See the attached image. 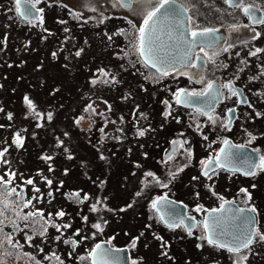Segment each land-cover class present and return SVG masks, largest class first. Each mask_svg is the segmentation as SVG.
I'll list each match as a JSON object with an SVG mask.
<instances>
[{"label":"rangeland","instance_id":"374dc122","mask_svg":"<svg viewBox=\"0 0 264 264\" xmlns=\"http://www.w3.org/2000/svg\"><path fill=\"white\" fill-rule=\"evenodd\" d=\"M103 2L39 0L41 16L26 21L14 10L16 0H0V177L11 180L6 188L19 193L9 197L0 185V209L5 202L9 205L0 217V264H61L57 254L66 259L65 264H89L86 248L89 245L91 249L98 238L128 246L127 264H264V241L255 235L264 234L263 181H258L254 191V241L238 253L207 242L203 212H189L197 223L186 230L183 224L165 225L152 207L160 192L189 202L208 192L213 195L204 189L206 180L197 172L207 145L202 138L187 144L184 152H193L190 166L180 173L172 172V164L180 156L168 161L167 154L171 144L180 142L186 113L175 104L169 115L164 113L181 85L172 82L168 86L163 81L153 85L144 82L138 71L118 67L113 53L118 39L112 29L104 32L94 24L83 27L67 12L81 9L83 18L90 20H94L92 12H117L114 5ZM212 2L216 1L205 5L206 11L212 9ZM150 4H142L139 11ZM261 30L259 43L264 26ZM262 51L254 59L264 63V46ZM257 71V78L264 82V69ZM251 97L252 105L243 108L259 111L257 118L247 121L255 139L240 136L264 153V99ZM195 129L192 124L191 130ZM17 135L22 144L16 143ZM171 136L174 139L170 142ZM28 179L34 183L27 184ZM212 180L218 190L215 195L228 193L224 184L234 188L236 184L231 182L239 181L222 174L210 177ZM233 194L238 201L249 203L242 193ZM27 201H31L28 207H22ZM93 206L96 211H92ZM60 211L65 215L58 216ZM30 212H42L43 219L39 215L21 219ZM97 223L102 231L93 227ZM58 237L75 238L66 245H55ZM37 238H46L37 240L45 247H36L34 252ZM89 261L93 263L91 255Z\"/></svg>","mask_w":264,"mask_h":264},{"label":"flooded vegetation","instance_id":"af4514ba","mask_svg":"<svg viewBox=\"0 0 264 264\" xmlns=\"http://www.w3.org/2000/svg\"><path fill=\"white\" fill-rule=\"evenodd\" d=\"M31 1L39 10H42L38 3L34 0ZM175 1L182 5L186 11V19L185 22L181 23V26L185 32L188 30V41L192 39L191 32L193 31L209 29L212 30L213 36L211 37L209 34L205 38L206 40L195 43L189 56L183 53L184 61L182 63L171 69H163L167 70L168 75H162L156 68L148 65L145 58L140 56L137 50L139 47V28L143 24L147 11L157 3V0H104V4L114 5L117 12L110 11L109 9L106 11L99 10L97 13L92 12L91 15L94 17V20L83 18L81 15L83 10L81 9H79L80 12L76 9L67 10V12L69 14L73 13L72 19L76 20L78 25L81 24L83 27L94 24L97 29H102L104 32H107L106 29L108 28L112 29V35L115 39H118V43L115 45L117 47L113 51L116 61L119 63L118 67L129 69L135 73L138 71L141 73L144 82L148 81L150 84L158 85L163 81L168 86L173 84L172 82H175L180 84L181 88L189 89L190 92H202L208 88L210 83H214L220 89L221 97L212 109L200 110L195 107L179 105L176 99H174V95H172L171 101L166 106L165 115H169V112L173 110V108H170L173 104L186 113L184 123L187 121V124L185 127H182V130L179 129L181 133L178 136L180 137V142L177 145L171 144L167 154L168 161L180 156L177 158L179 161L172 164L174 167L172 172L177 174L184 171L188 165L190 166L191 153L193 154V152H184L183 149L187 144H193L195 139L197 141L202 138V143L207 145L203 161L216 157L217 151L223 141L227 139H230L234 144L247 145L254 150H258L246 142L245 140L247 139L240 135L247 134V137H252L253 131L248 123L260 115L259 111L254 107H249V110L243 107L252 105L251 96L259 97L260 100L264 99V82H261L257 78V69L263 70L264 63L258 59H254L255 55L263 52L264 38L260 41L261 43H259V40L263 36L261 27L264 26V22L261 21H264V0H215L216 2H212V9L209 11H206L205 5H209L211 0ZM149 3H151L150 6L143 11H139L142 4H146L147 6ZM17 7L14 8L16 12ZM245 8H248L249 11L245 12ZM41 13L42 11H38L35 18H39ZM226 13L232 16L224 18L223 15ZM207 16L211 18L207 19ZM166 25L167 23H162L161 21L158 25L155 24L153 26L151 38L154 44L159 41L158 36L161 33L168 34L165 28ZM201 45L204 46L203 52L200 51ZM258 49L260 51H257ZM183 51L186 50L183 48ZM191 64H195L196 67H191ZM234 69L235 71L231 73ZM249 82H253L252 87L248 86ZM190 84H198L200 87L188 88L187 85ZM236 86L241 88L243 95L246 97L240 94L241 99H246L243 103L238 102V95L235 90ZM231 108L234 109L232 110ZM194 116L196 117L194 118ZM248 120L250 122L247 123ZM192 124L196 128L195 132L191 130ZM169 139L171 142L174 136L169 137ZM165 148L166 144L163 149ZM257 152V163H259V157L264 156V153H261L259 150ZM245 157L247 158V162L248 159L252 160L251 153H247ZM203 166L204 164L198 167L197 172H200L201 177L206 180L203 187L205 190L212 192V196L208 192L206 196L195 197L197 200L193 202L187 201L184 197L168 194V192H160L155 196L165 195L183 202L187 207L188 213H204L210 208L217 207L225 199H233L242 206L254 207L257 210V204L253 200L256 197L254 191L258 186V181L264 182V171L256 169L255 175H245L241 170H230L219 164L210 166L208 169L206 167L203 168ZM205 171H207L208 175H203ZM216 174H222L228 179L239 181L238 183L231 182L232 184H236L234 188L224 184L223 186H226L227 190H229L227 191L228 193L220 191L215 195V192L218 191L216 183L213 180L210 182L209 178ZM242 189H246L247 191L242 192ZM231 190L242 193L249 203L238 201L234 197V191L231 192ZM249 196L251 199L248 198ZM197 206H202L199 211L196 210ZM72 238L75 237L54 238L55 245H58V242L66 245L67 240ZM38 239L46 238H37L35 240V246H33L34 252H36V247H45L37 241ZM78 241V238L74 239V243L77 244ZM98 241H107L111 247L126 246L124 244L117 245L113 241L104 238H98L91 249L89 245L86 248V252L89 255V264H93L89 261L90 255L94 245ZM126 248L129 255L128 246ZM55 256L59 258L58 263H66V259L61 254ZM74 256L78 258L80 255L76 252Z\"/></svg>","mask_w":264,"mask_h":264},{"label":"water","instance_id":"95a60500","mask_svg":"<svg viewBox=\"0 0 264 264\" xmlns=\"http://www.w3.org/2000/svg\"><path fill=\"white\" fill-rule=\"evenodd\" d=\"M32 2L30 0H20V4L18 5L21 12L24 11L25 8H29L32 6ZM38 9L36 7L32 8V17H35L38 14ZM20 14V13H19ZM159 22L167 23L165 26L168 34L161 33L158 36L159 41L153 46L156 50L155 59L157 69H169L175 65H178L184 61L183 53H188L189 50V41L187 40L188 30L185 32L181 26V23L185 22L186 19V11L177 1L174 0L173 3L166 5L165 9L158 14ZM28 18V19H30ZM182 30V31H181ZM196 31L198 33L203 32ZM213 36L212 31L209 33L198 36L196 38L195 43H199L208 35ZM191 41V40H190ZM193 47V46H192ZM183 48L186 51H183ZM146 62L148 61L147 57H144ZM163 61V62H161ZM152 66L151 62H147ZM212 84V88L205 89L202 92L197 93H206L204 95H199L195 97H190L187 102H183L180 104L196 107L201 110L212 109L215 107L216 103L219 101L220 89L216 87L214 83ZM186 92L192 93L188 91ZM238 95V102L243 103L246 101V97L243 95L241 88L239 86L235 87ZM240 94H242L245 98L241 99ZM232 110L234 108H231ZM228 145L222 143L218 152H220L221 148H224L226 151H230L234 156H229V159L226 163L222 164L224 167H227L232 170H241L245 172L252 163H257L258 152L247 145H238L232 143L230 139ZM247 153L252 154V160L248 159V163H244L243 161L236 159V154L246 155ZM217 155V154H216ZM215 158V157H214ZM215 164V162H214ZM245 164V165H243ZM213 164H211L212 166ZM248 165V166H247ZM206 167V166H205ZM207 166L206 168H209ZM162 198L159 201L158 206L155 208L159 214L161 221L168 226H174L180 222H182L187 229H192L195 225V218L187 214V209L184 203L179 202L171 197L159 195L155 198ZM226 202V203H225ZM221 204H224V208L222 211L213 213L212 209H220ZM216 208L208 209L203 217V223L208 220L211 223L213 217L219 218V223L211 224V231L205 232L206 237L211 236L217 240L219 243L229 244L233 246L234 239L239 237L242 241L249 234H254L255 226H256V216L255 213L250 212L248 207L240 206L232 199H226ZM191 226V227H190ZM100 245V249L96 250L97 254L95 256L92 255L94 249H96V245ZM108 251L107 256H103L100 253ZM91 252V260L95 264H125L127 261L128 253L127 249L124 246L121 247H110L107 241H98Z\"/></svg>","mask_w":264,"mask_h":264},{"label":"snow or ice","instance_id":"6c2138e0","mask_svg":"<svg viewBox=\"0 0 264 264\" xmlns=\"http://www.w3.org/2000/svg\"><path fill=\"white\" fill-rule=\"evenodd\" d=\"M16 2H17V5L20 4V0H16ZM35 2L38 3L39 0H35ZM173 2H174V0H157V3L154 6H152L147 11V13L145 15V18L143 20V24L139 28V47H138L137 50H138L140 56L148 58L147 62H151L153 67L156 66V62L157 61L155 59L156 50H155V48L153 46V40L151 38V31L153 30V26L156 23L159 22L158 14L161 13V11L163 9H165L166 5H169V4L173 3ZM34 7H35V4L33 3L31 7L25 8L23 12H21L19 7H17V12L20 13L22 18L28 19V18L32 17V15H33L32 8H34ZM37 11H42V10L38 9ZM244 11L248 12L249 9L245 8ZM261 22H264V21H261ZM210 31H212V30L205 29L203 32H200V33L195 32V31L191 32L192 39H191V41L188 42L189 43V50H188V53H186V56L190 55V53L192 51V46L195 44L196 38L198 36H203V35L209 33ZM200 51H202V52L204 51V46L203 45H201ZM257 51H260V50L258 49ZM53 55H55V54H53ZM77 55H79V53H77ZM196 58L198 59V57H196ZM161 62H163V61H161ZM190 66L191 67H196L195 64H191ZM157 70L160 71L162 75H168L167 70H163V69H157ZM208 88L209 89L212 88V84L211 83L208 85ZM204 94H206V93H197V92L188 93V92H186V90L180 89V90H178L175 93V96H176L177 103H183V102H187L190 97H195V96L204 95ZM25 100L28 103L29 107H32V102L30 100H28L27 97H25ZM165 103H167V101H165ZM9 119H11V116H9ZM49 119H51V115H49ZM139 135L143 136L144 133L140 132ZM252 139L254 140L255 137H252ZM16 143L18 145L22 144V140L20 139L19 135H17ZM173 143L175 144L176 142L173 141ZM223 143L225 145H228L229 141L228 140H224ZM256 151H258V150H256ZM0 155H2V153H0ZM229 156H230V152L226 151L224 148H221L220 152L217 153L215 158H210L207 161H201V163L205 164L206 167L210 166L214 162L217 163V164H222V159H223V162L226 163L228 161V159H229ZM256 169H258L260 171H264V156H260L259 157V163H255V162L252 163L251 166L244 172V174L245 175H255L256 174V171H255ZM11 175L14 176L15 173H12ZM148 175L151 176L153 174L152 173H148ZM203 175H208L207 171H205L203 173ZM173 178H175V174H173ZM10 183H11V180L3 181V178L0 177V185H4L5 186V190L7 192V196L11 197L14 194L19 196V193L16 192L15 188H11V189H7L6 188V185L10 184ZM26 183L31 185L34 182H33L32 179H28L26 181ZM47 183L50 185L52 183V181L48 180ZM164 186L166 187L167 185H164ZM36 191H39V189H36ZM241 191L242 192H246L247 190L246 189H242ZM75 195L79 196V193H76ZM248 198L251 199L250 196ZM85 199H87V196H85ZM160 199H162V198H157L156 200H153V202H152V207L153 208H156L158 206ZM221 199H223V198L221 197ZM30 203H31V201H27L26 203H24L22 205V207H28V205ZM8 207H9L8 203L5 202L4 203V209H0V217L4 216V214H5L4 210L8 209ZM201 207L202 206H197L196 210L199 211L201 209ZM223 208H224V204H221L220 209H212L211 211L213 213H216V212L222 211ZM92 211H96L95 206H93ZM249 211L255 213L256 209L253 207V208L249 209ZM17 215H19V213H17ZM37 215H39L40 218L43 219V213L42 212H39V213H31L30 212L27 215L21 217V219L27 220L29 216H37ZM57 215L62 217V216L65 215V213L63 211H60V212L57 213ZM45 223H47V221ZM212 223H219V218L213 217L212 220H211V223L208 220H206L203 223V228H204L205 232H210L211 231V224ZM13 224L15 225V222H13ZM69 226L70 225H64V227H69ZM93 227H95V228H97V229L102 231L101 225L98 224V223L94 224ZM57 230H59V229H57ZM46 231H47V229H46V227H44V232H46ZM0 232H3V220H0ZM44 232H41L40 234L43 235ZM5 235H6V238H7L8 242L11 243V237L8 236L7 234H5ZM189 235H191V231H189ZM255 235H258L260 240L264 241V234H261V233L257 232V233H255ZM205 238L207 239V242L210 245L211 244H215V246L218 247V248H226L229 252H236V253L240 252V250L242 248H249L250 245L254 241L253 234H249L242 241L239 239V237L235 238L234 242H233V246H230L229 244H225V243H219V242H217L216 239H214L211 236H208V237H205ZM133 246H135V241H133ZM100 247L101 246L99 244L96 245V249H94L93 252H92L93 256H95L97 254L96 250L100 249ZM100 254L103 255V256H107L108 255V251L105 250L104 252H102ZM243 258L247 259V257H243ZM93 264H95V261L93 262ZM132 264H136V262L133 261Z\"/></svg>","mask_w":264,"mask_h":264},{"label":"bare ground","instance_id":"6f19581e","mask_svg":"<svg viewBox=\"0 0 264 264\" xmlns=\"http://www.w3.org/2000/svg\"><path fill=\"white\" fill-rule=\"evenodd\" d=\"M33 3V2H32ZM36 7V6H35ZM37 8V7H36ZM38 9V8H37ZM20 15V14H19ZM37 16V15H36ZM35 16V17H36ZM20 17H21V15H20ZM35 17H33V18H35ZM22 18V17H21ZM33 18H30V19H24V18H22V19H24V20H26V21H29V20H31V19H33ZM148 64V63H147ZM148 65H150V64H148ZM151 66V65H150ZM176 66V65H175ZM151 67H153V66H151ZM174 67V66H173ZM173 67H171V68H173ZM153 68H155V67H153ZM171 68H169V69H171ZM157 69V68H156ZM198 109V108H197ZM201 110V109H200ZM230 152V151H229ZM234 156L233 155V153L232 152H230V156ZM236 156V159L237 160H240V161H243L244 163H248L247 162V158L245 157V155H242V154H239V155H235ZM257 161H258V159H257ZM214 165H217V163H213V165L212 166H214ZM219 165H221V164H219ZM243 165H245V164H243ZM211 166V165H210ZM227 168V167H226ZM229 169V168H228ZM230 170H232V169H230ZM194 218V217H193ZM195 220H196V222H195V225H196V223H197V219L195 218ZM179 224V223H178ZM180 224H183L182 222H180ZM184 225V224H183ZM185 226V225H184ZM185 228H186V226H185ZM186 230H191V229H187L186 228ZM108 245H109V243H108ZM110 246V245H109ZM111 247V246H110ZM127 249V248H126ZM127 253H128V250H127ZM128 258V257H127ZM93 262V261H92ZM126 263V262H125Z\"/></svg>","mask_w":264,"mask_h":264},{"label":"trees","instance_id":"16d2710c","mask_svg":"<svg viewBox=\"0 0 264 264\" xmlns=\"http://www.w3.org/2000/svg\"><path fill=\"white\" fill-rule=\"evenodd\" d=\"M161 83H162V82H161ZM161 83H160V84H161ZM160 84H158V85H160ZM80 208H81V207H80ZM14 245H15V246H18V242L14 243Z\"/></svg>","mask_w":264,"mask_h":264}]
</instances>
